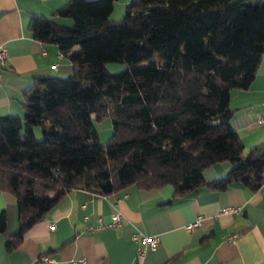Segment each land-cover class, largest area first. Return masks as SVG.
<instances>
[{"label":"trees","instance_id":"trees-1","mask_svg":"<svg viewBox=\"0 0 264 264\" xmlns=\"http://www.w3.org/2000/svg\"><path fill=\"white\" fill-rule=\"evenodd\" d=\"M115 1L67 0L50 17L28 18L30 36L72 68L34 77L22 116H0V191L14 197L17 222L7 253L72 190L107 197L169 185L175 197L263 183L264 144L242 152L228 100L257 74L264 0H130L112 21ZM109 62L125 66L110 73ZM106 117L102 143L92 120ZM225 161L222 178L203 180L204 168ZM5 224L0 214V234Z\"/></svg>","mask_w":264,"mask_h":264},{"label":"crops","instance_id":"crops-1","mask_svg":"<svg viewBox=\"0 0 264 264\" xmlns=\"http://www.w3.org/2000/svg\"><path fill=\"white\" fill-rule=\"evenodd\" d=\"M66 1L0 0V45L7 52L0 66L1 117L22 116L20 96L34 77L69 75L70 61L55 45L33 39L27 24L31 15L50 17ZM127 2L117 0L113 5L123 7ZM54 21L63 24L61 18ZM262 53L250 86L229 92L228 104L234 110L231 127L240 137L243 153L264 144V126H254L264 117V48ZM230 164L204 168L203 180L222 178ZM172 192L169 185L147 192L129 186L107 197L72 190L7 253L4 241L16 228V204L12 195L0 191V214L6 221L0 234V264H34L42 254L55 259V264H80V260L83 264H264V176L255 191L233 183L223 192L207 186L175 197ZM115 212L120 213L117 227L107 226ZM196 219L199 227L186 233L184 226ZM132 232L155 235L159 244L136 258Z\"/></svg>","mask_w":264,"mask_h":264},{"label":"built area","instance_id":"built-area-1","mask_svg":"<svg viewBox=\"0 0 264 264\" xmlns=\"http://www.w3.org/2000/svg\"><path fill=\"white\" fill-rule=\"evenodd\" d=\"M7 52L5 51L4 47L0 45V66H3V61L4 58L6 57ZM53 68H55V66H52ZM255 127L259 128L261 126H264V117L263 118H259V120H256L255 122ZM226 211H235V213L238 211V209H226ZM120 220V213L115 212L112 215L111 220L109 221V224L107 226H111V227H117L118 225V221ZM200 222H198V220H194L192 222H190L189 224H187L186 226H184V231L190 232L192 230H194L195 228L199 227ZM48 228H51V226H49ZM234 237V235L230 236L228 239H232ZM131 240L136 244L137 243V247H136V258H142L146 252L149 251H153L157 244H159V238L155 235H150V236H146L143 235L141 233L138 232H132L130 235ZM55 259L51 258L48 255L42 254L40 255L36 261H34V264H55ZM80 264H83V261L80 260L79 261Z\"/></svg>","mask_w":264,"mask_h":264},{"label":"rangeland","instance_id":"rangeland-1","mask_svg":"<svg viewBox=\"0 0 264 264\" xmlns=\"http://www.w3.org/2000/svg\"><path fill=\"white\" fill-rule=\"evenodd\" d=\"M127 1L129 2L130 0H127ZM124 6L123 7H117L116 5H113L114 10L112 11V14L109 16V19L114 21V20L121 18L125 14V7ZM68 23H70V22L67 19H63V24H68ZM144 64H146V62L138 63L136 66L141 67V65H144ZM124 66L125 65L123 63L109 62L104 67H105V70L107 72L116 74V72L123 69ZM92 123L94 124V127L96 129V132H97V135H98L100 141L102 143H106V141H108V139L110 137L109 136L110 130L112 129V125L110 123L109 118L106 117L104 120L102 119L100 121H93L92 120ZM34 129H35L34 134L36 136V139H38L39 133H40V126H36Z\"/></svg>","mask_w":264,"mask_h":264}]
</instances>
